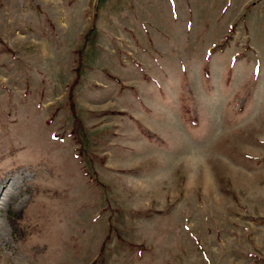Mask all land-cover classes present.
<instances>
[{"label":"rangeland","instance_id":"1","mask_svg":"<svg viewBox=\"0 0 264 264\" xmlns=\"http://www.w3.org/2000/svg\"><path fill=\"white\" fill-rule=\"evenodd\" d=\"M0 264H264V0H0Z\"/></svg>","mask_w":264,"mask_h":264},{"label":"bare ground","instance_id":"2","mask_svg":"<svg viewBox=\"0 0 264 264\" xmlns=\"http://www.w3.org/2000/svg\"><path fill=\"white\" fill-rule=\"evenodd\" d=\"M9 204H10V201H9Z\"/></svg>","mask_w":264,"mask_h":264}]
</instances>
